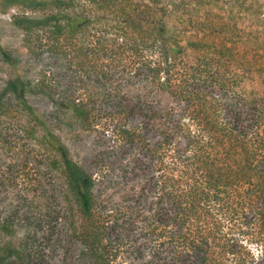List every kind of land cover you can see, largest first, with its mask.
<instances>
[{"label": "trees", "instance_id": "1", "mask_svg": "<svg viewBox=\"0 0 264 264\" xmlns=\"http://www.w3.org/2000/svg\"><path fill=\"white\" fill-rule=\"evenodd\" d=\"M219 1L97 0L104 12L94 18L75 0H41L36 6L54 10L50 15L15 17L27 36L40 28L58 39L69 34L65 55L74 47L79 68L89 66L75 86L87 98L70 92L59 99L46 75L35 86L18 75L0 91V115L15 99L30 117L34 125L24 130L42 142L49 165L60 170V197L79 210L84 254L93 264H109L99 248L109 224L101 218L114 209L125 215V234L118 224L108 229L125 236L129 253L142 264H248L241 236L252 237L257 224L264 229V91L257 89L264 82V50L259 54L262 47L250 40L242 52L247 39L239 40L232 20L215 11ZM257 1V10L253 4L250 10L264 18V3ZM173 13L189 20L169 23ZM95 23L104 30L96 45L83 46L76 37ZM0 54L15 66L1 43ZM29 93L46 96L53 125L29 103ZM68 114L125 149L118 167L131 183L125 204L107 201L100 186L108 181L96 179L97 170L109 177L105 165L112 163L75 159L54 130ZM98 208L103 211L96 217ZM36 209L18 217L15 211L2 225L0 220V231L13 238L0 233V264L43 261L37 234L46 214Z\"/></svg>", "mask_w": 264, "mask_h": 264}, {"label": "rangeland", "instance_id": "2", "mask_svg": "<svg viewBox=\"0 0 264 264\" xmlns=\"http://www.w3.org/2000/svg\"><path fill=\"white\" fill-rule=\"evenodd\" d=\"M38 1L41 0H0V43L16 58L15 66H13L6 62L0 54V91L7 81L16 78L18 75L24 80L32 81L34 86L39 81L44 80V75H46L45 80L49 81L47 84L52 83L53 88L58 89L59 99L70 92H74L76 97L82 95L87 98L88 96L77 91L75 86L80 85L77 82L86 74L89 66L83 70L79 68V58L76 57L77 50L74 47L70 46L72 49L69 51L70 55H65L66 50L69 49L67 43L70 39V36L65 35L69 34L58 39L49 28H40L33 35L27 36L23 30L14 24L16 16L25 15L41 18L54 11L49 7L36 6ZM259 1V3H264V0ZM75 2L77 9L85 15L89 14L94 18L97 17L98 13L103 15L104 9L100 10L97 7L98 4L100 5L97 0L93 2L91 0H75ZM102 3L104 2L102 1ZM257 3V0H220V9L215 8V11L226 21L232 20L235 33L240 37L239 40L241 38L247 39V42L245 40L241 44L242 52L247 49V46L251 47V40L255 41L254 45L262 47L257 51L259 54H263L264 26L260 22L264 18L262 12L254 13L252 12L253 9L250 10V7H254ZM250 4L253 5L250 6ZM152 12L154 17L158 15L155 10ZM167 17H169V23L174 25L189 20V16L182 17L174 13ZM209 17H215V15ZM103 25L95 23L90 28H85L84 32L76 37L77 41H80L83 46L92 41L93 46L96 45L97 32L104 30ZM239 48L238 42L237 51ZM257 89L264 91V82ZM28 99L29 103L40 114H44L53 125L55 118L50 116L52 108L46 96L29 93ZM9 103L11 110L0 115L1 225L4 219L13 212L16 211L18 217L31 210L32 207H36L35 213L46 214L44 227L37 234L39 243L42 242L37 247H40L44 254L41 264H93L92 259L84 254L85 243L81 237L83 225L79 210L74 202L67 207L66 202L60 197V192L63 190L60 170L49 165V152L42 142L33 139L24 130L27 125L29 127L34 125L30 121V117L23 113L15 99H10ZM62 117H64V121L60 126H55L54 130L69 146L74 158L85 161L86 165L91 164L94 160L96 162V159L98 164L110 161L112 164L109 166L112 169L108 165L105 167L108 169L109 177L112 172H114L113 176L104 177L101 174L102 170H97L95 172L96 179L108 181L104 188L100 186L107 201L112 203L114 207L125 204V193L129 191L131 183L125 182L121 171L118 169L125 161H123L125 149L115 146L109 134L104 137L101 130H85L82 122L71 117L70 114L62 115ZM40 134L41 130L38 132L39 136ZM102 211L101 208L95 209L96 217ZM103 215L101 223L107 224L108 221L109 224L106 226V233H103L101 237L102 241L99 248L107 255L108 263L130 264L135 260L138 264L145 262V260L142 261L129 253L125 246V236L119 237L117 232L113 230L111 233V230L108 229L110 225L118 224L122 228L121 232L125 234V215L115 209L112 213ZM50 218L53 223L49 225L48 219ZM122 224L124 226H121ZM260 227L259 224L255 226L252 237L241 236L245 247L242 257L248 260V264H264V229L261 228V230ZM109 231L110 233H108ZM0 233L6 239L9 237L13 239L5 229H2Z\"/></svg>", "mask_w": 264, "mask_h": 264}]
</instances>
